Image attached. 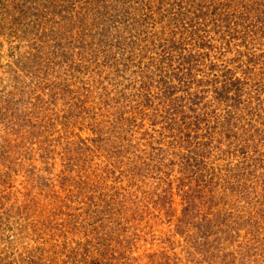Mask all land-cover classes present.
<instances>
[{"label":"rangeland","instance_id":"rangeland-1","mask_svg":"<svg viewBox=\"0 0 264 264\" xmlns=\"http://www.w3.org/2000/svg\"><path fill=\"white\" fill-rule=\"evenodd\" d=\"M0 264H264V0H0Z\"/></svg>","mask_w":264,"mask_h":264},{"label":"trees","instance_id":"trees-1","mask_svg":"<svg viewBox=\"0 0 264 264\" xmlns=\"http://www.w3.org/2000/svg\"><path fill=\"white\" fill-rule=\"evenodd\" d=\"M218 92H219V93H218V96H220V94L222 93V91L220 90V91H218ZM218 96H217V97H218Z\"/></svg>","mask_w":264,"mask_h":264}]
</instances>
